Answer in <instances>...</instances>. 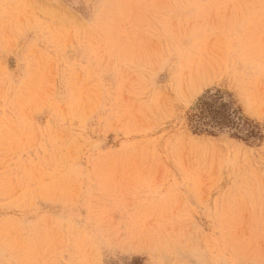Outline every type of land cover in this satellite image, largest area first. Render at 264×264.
Here are the masks:
<instances>
[{
  "label": "rangeland",
  "instance_id": "rangeland-1",
  "mask_svg": "<svg viewBox=\"0 0 264 264\" xmlns=\"http://www.w3.org/2000/svg\"><path fill=\"white\" fill-rule=\"evenodd\" d=\"M0 264H264V0H0Z\"/></svg>",
  "mask_w": 264,
  "mask_h": 264
}]
</instances>
